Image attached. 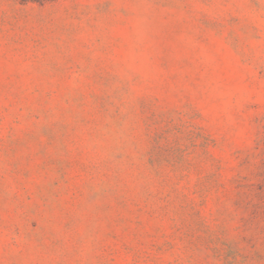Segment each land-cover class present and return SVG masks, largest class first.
I'll list each match as a JSON object with an SVG mask.
<instances>
[{"label":"rangeland","instance_id":"obj_1","mask_svg":"<svg viewBox=\"0 0 264 264\" xmlns=\"http://www.w3.org/2000/svg\"><path fill=\"white\" fill-rule=\"evenodd\" d=\"M0 264H264V0H0Z\"/></svg>","mask_w":264,"mask_h":264},{"label":"trees","instance_id":"obj_2","mask_svg":"<svg viewBox=\"0 0 264 264\" xmlns=\"http://www.w3.org/2000/svg\"><path fill=\"white\" fill-rule=\"evenodd\" d=\"M21 3H27V2H37V3H42L45 1H50V0H19Z\"/></svg>","mask_w":264,"mask_h":264}]
</instances>
